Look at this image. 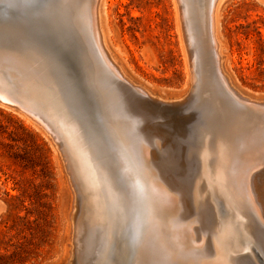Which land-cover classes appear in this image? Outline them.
Instances as JSON below:
<instances>
[{
    "label": "bare ground",
    "instance_id": "1",
    "mask_svg": "<svg viewBox=\"0 0 264 264\" xmlns=\"http://www.w3.org/2000/svg\"><path fill=\"white\" fill-rule=\"evenodd\" d=\"M48 1L47 5L51 1L48 6L54 1L60 5L57 6L58 11L60 7L64 9L63 14L56 12L60 21L66 23L65 16H70L71 23L75 25L71 33L70 25L60 24L61 28L63 25L67 28L63 29L64 35L61 36L65 39V42L62 41L63 48L66 46L73 58L65 56L63 59L62 53L56 50L51 56L43 55L39 47L42 44L24 33L19 35L22 36L19 44L23 45L18 51L8 49V41L0 36V66L32 82L28 88L34 92V97L42 100L53 127L35 111L19 108L16 112L26 117L47 137L56 131L61 144L71 155L77 174L83 176L93 210V221L96 226L107 228L110 232V235L106 234L110 239L101 264H114L116 255L123 248L124 240H120L118 231L123 223L122 232L128 226V238L132 237L136 246L135 255L141 264H248L243 256L245 253H249L256 264H264V225L261 222L264 221V169L261 174H254L257 168H264V142L261 141L264 128L260 129L264 126V98H255L243 91L232 76L230 57L220 33V8L225 0H174L180 33L186 47H190L193 70L189 74L194 85L193 92L199 94L200 98L191 99V106L201 112V127V56L193 53L192 47L196 38L202 37V31L209 35L213 46L214 62L226 98H230L233 106L241 105L239 110L244 111L228 123V115L232 112L224 103H230V100L223 97L224 102L219 104L218 97L212 94L207 100L209 106L205 118L208 128L203 132L205 139L202 142L201 133V141L192 150L200 158L202 219L206 220L208 216L212 218L210 231H206V226L202 225V234L200 228L195 229L193 221H189V203L184 184L181 181L177 183L179 191L169 187L158 175L160 173L153 161L155 151L139 139H134L135 125L140 117L135 115L133 109H126L116 86L108 80L107 71L117 78L119 86L134 88L131 89L135 95L128 96L137 110L149 105L148 99L168 105L175 100L184 101L183 97L186 99L192 88H188L180 98L169 99L155 95L147 85L135 82L128 76L108 45V0H80L79 5H76L78 0ZM260 1L264 3V0ZM41 2L46 5L44 0H0V15L7 20L6 24L0 26V33L9 32L7 24L15 17L23 23L31 22L34 13L40 10L37 7ZM9 13L14 15L8 17ZM50 13L54 16L55 11ZM103 64L108 69L106 72ZM89 67H92L91 70ZM88 72L91 75L94 73L92 84ZM85 73L87 80H84ZM0 100V105L7 109L10 108L8 103L14 104L12 97L1 90ZM249 115L261 116L263 126H259L257 130H260H255L256 133H246L238 142L236 137L245 132L243 128L248 126L245 123L248 124ZM245 119L247 122H244ZM96 127L103 128V132L98 133ZM258 138L261 140L258 141ZM104 142L112 149V159L108 160L105 156L102 148ZM197 193L198 190L196 198ZM214 211L216 218L213 220Z\"/></svg>",
    "mask_w": 264,
    "mask_h": 264
},
{
    "label": "rangeland",
    "instance_id": "2",
    "mask_svg": "<svg viewBox=\"0 0 264 264\" xmlns=\"http://www.w3.org/2000/svg\"><path fill=\"white\" fill-rule=\"evenodd\" d=\"M46 1L48 0H44V3L47 5L49 1ZM78 2L80 0L76 5H79ZM53 4L46 6L41 2V5H36L40 10L34 13L35 17L33 15V19L31 18L32 21L29 23L16 20V17L15 20H11L7 24L9 32L7 34L0 33V36L9 43L7 48L14 51L21 50L20 46L23 44H19V41H22L20 39L22 36L19 35L25 33L28 35L27 37L42 44L39 47H41L40 52L43 55L51 56L56 50V52L62 53L63 59L73 58L69 49L66 46L63 48L62 44L65 39H62L61 36L64 35L63 29L65 30L66 26L63 25L61 28L60 24H63L64 21L59 20L58 14L62 13L64 9L60 7V11H58L59 3L55 4L53 1ZM106 8L108 45L133 81L143 83L155 95L160 94L169 99L180 98L188 88H192L190 95L187 96L189 99L183 97L184 101L175 100L172 103L169 102V105L148 99L150 106L146 104L145 108L137 110L128 96L135 95L132 90L134 88L119 86L117 78L108 73L109 70L103 64L104 71L108 70V80L116 86L126 109L134 110L135 115L140 117L135 125L137 129L134 139H139L138 141H142L151 150L153 149L152 151H155V156L153 155L155 160L153 161L156 162L155 166L160 173L158 175L169 187L179 191L177 183L181 181L184 184L187 189L185 196L189 203L187 204L189 221H193L192 225L195 229L200 228L201 234L203 233L202 225L206 226V231L209 232L212 218L208 216L206 220L202 219L200 158L196 152H192L201 141V133L203 135V132L208 128L205 114L207 106H209L207 105L209 96L211 94L217 96V99L221 101L218 102L219 104L224 102L223 97L226 98L223 85L219 81L209 35L202 31V37L196 38L192 47L194 50L192 52L201 56V64H199L202 65L201 127V112L198 109H192L191 106L193 99L200 98L199 94L196 95L193 92L194 85L189 74L193 70L190 47H186L184 37L180 33L174 0H108ZM48 10L55 11L54 16ZM220 14V33L225 43V49H227L226 52L230 57L233 78L243 91L249 92L255 98H264V3L260 0H225L220 8ZM7 15L12 17L14 13ZM1 16L0 26L6 24L7 21ZM19 18L21 19V17ZM65 20L73 33L75 25L73 22L71 23L70 16H65ZM66 23L64 24L66 25ZM194 62L197 64L196 59ZM196 64L194 63V66ZM85 79L87 80L86 73ZM31 83L24 80L17 72L14 73L9 68L0 66V90L9 94L25 109L35 111L45 119L50 127H53L46 109L43 107L44 104L42 105V100L39 97H34V92L28 88ZM227 100L229 101L230 98ZM230 103H224L232 112L228 115V123L244 113L239 110L241 105L233 106L234 103L231 100ZM189 105L190 107H188ZM2 106L0 105L1 250L5 251L6 242L13 236L11 244H20L26 240L28 246L38 250L40 254L38 259L27 264H67L68 259H70L68 264H101L109 243L110 232L109 229L98 227L94 223L85 180L81 174H77L69 151L61 144L62 141L58 139L55 130L54 135L47 137L26 117L16 112L17 110ZM254 117L247 116L248 124L245 123V126H248H244L245 132L242 135H237L236 141H241L246 133L252 134V131L256 133L255 130L264 125L260 122L262 121L261 116H257L256 120L252 119ZM133 119L136 120L134 117ZM244 122H247L246 119ZM225 123L227 122L223 124ZM98 124L100 125L99 122ZM96 128L98 133L103 132V128ZM263 128L264 126L260 127V129ZM260 138L257 140H261ZM204 139L203 135L202 142ZM261 141L264 142V137ZM104 143L105 145L102 144L104 147L101 146L105 151V156L108 160L112 159V149L107 142ZM262 169L264 168H257V171L254 170V174H261ZM197 190L198 197L196 198ZM190 198H192L191 201ZM40 202L47 203L50 208ZM37 210L48 212V224L41 218L37 223L29 226L19 219V217L28 216L33 221L37 218ZM212 216L214 220L216 218L215 211ZM198 220L201 221L198 222ZM261 222L264 225V221L261 220ZM123 224L119 225L118 231L120 240H124V244L116 255L114 264H141L135 255L134 241L132 237L128 238V226L122 232ZM11 227L13 228L11 229ZM243 256L245 259L247 258L248 264H256L249 253H245Z\"/></svg>",
    "mask_w": 264,
    "mask_h": 264
},
{
    "label": "trees",
    "instance_id": "3",
    "mask_svg": "<svg viewBox=\"0 0 264 264\" xmlns=\"http://www.w3.org/2000/svg\"><path fill=\"white\" fill-rule=\"evenodd\" d=\"M13 198V197H11ZM40 204L45 205L46 207H49L47 203ZM37 218H35L33 221L29 219V217H19L20 220L24 221L26 225L31 226L33 223H37L39 219L43 218L45 222L48 224V212L45 210H37L36 212ZM1 227V225H0ZM13 227H11L12 229ZM13 237V236H12ZM12 237L9 238V241H7V245L5 246V251L1 250L0 248V264H27L33 261L34 259H38L39 252L38 250L28 246L25 240L23 243L20 244H11ZM26 239V237H25ZM36 263V262H35Z\"/></svg>",
    "mask_w": 264,
    "mask_h": 264
},
{
    "label": "water",
    "instance_id": "4",
    "mask_svg": "<svg viewBox=\"0 0 264 264\" xmlns=\"http://www.w3.org/2000/svg\"><path fill=\"white\" fill-rule=\"evenodd\" d=\"M79 40H80V42H81V38H79ZM92 68V67H91ZM91 68L89 67V70H91ZM92 73V72H91ZM94 75V73H92V75L90 74V72H88V76L90 77V80H91V84H92V76ZM13 100V102H14V104H7V105H9L10 106V108H14V109H16L17 111H19V108H23V109H25L24 107H22L19 103H17L14 99H12ZM0 102H1V100H0ZM16 104V105H15Z\"/></svg>",
    "mask_w": 264,
    "mask_h": 264
}]
</instances>
